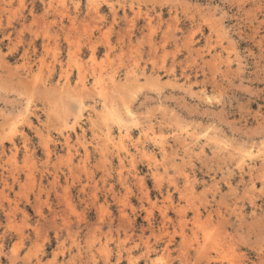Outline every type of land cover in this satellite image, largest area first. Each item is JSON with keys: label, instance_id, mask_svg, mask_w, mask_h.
<instances>
[{"label": "rangeland", "instance_id": "1", "mask_svg": "<svg viewBox=\"0 0 264 264\" xmlns=\"http://www.w3.org/2000/svg\"><path fill=\"white\" fill-rule=\"evenodd\" d=\"M0 264H264V0H0Z\"/></svg>", "mask_w": 264, "mask_h": 264}, {"label": "bare ground", "instance_id": "2", "mask_svg": "<svg viewBox=\"0 0 264 264\" xmlns=\"http://www.w3.org/2000/svg\"><path fill=\"white\" fill-rule=\"evenodd\" d=\"M101 66V65H100ZM92 69V68H91ZM111 82V81H110ZM112 82H114V79L112 80ZM102 87V86H101ZM106 90V89H105ZM84 91V90H83ZM103 94H104V96H103ZM79 96V95H78ZM103 98V97H105V93L104 92H102V91H100L99 92V98ZM102 101H103V99H101ZM105 100V99H104ZM101 102V101H100ZM105 102H106V100H105ZM109 103V102H108ZM106 104V103H105ZM110 104V103H109ZM103 106H104V103L102 104ZM111 106V105H110ZM105 107V106H104ZM106 109V108H105ZM94 110V109H93ZM110 113V112H109ZM105 116H107V115H105ZM124 125V124H123ZM123 125H120V129H122V128H124L123 127ZM143 129V128H142ZM120 132H121V130H119ZM118 131V132H119ZM146 134V133H145ZM127 138V137H129V134L127 133V132H124V134L123 133H120L119 134V136H117V139H114L112 136H111V133H109V131L106 133V136H105V138H106V140L105 141H108V142H110L111 143V145L113 144V146L116 144V147H118V148H120V149H123L124 148V144H123V141H125L124 140V138ZM130 138V137H129ZM117 140V141H116ZM127 141V140H126ZM145 141V140H144ZM143 147V146H142ZM107 148H109L108 146L106 147V149ZM162 149H163V146L161 147ZM141 152H143V150L141 151ZM144 152H146V151H144ZM103 153H105V152H103ZM106 153H107V151H106ZM128 153V152H127ZM126 153V154H127ZM141 155H145L144 157L146 158V156L148 157V155L147 154H141ZM151 155V154H150ZM127 156V155H126ZM119 157V156H118ZM125 157V156H124ZM125 159H126V157H125ZM122 159H120V161H121ZM132 161H134L133 159H131ZM130 160V161H131ZM149 160H151V159H149ZM153 161V160H152ZM151 162V161H150ZM121 164H122V161H121ZM155 165V164H154ZM123 166V165H122ZM155 167V166H154ZM261 169V168H260ZM157 173V172H156Z\"/></svg>", "mask_w": 264, "mask_h": 264}]
</instances>
